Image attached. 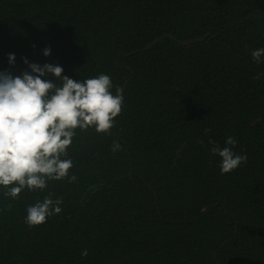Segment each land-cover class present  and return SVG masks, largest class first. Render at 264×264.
Instances as JSON below:
<instances>
[{
	"label": "trees",
	"instance_id": "obj_1",
	"mask_svg": "<svg viewBox=\"0 0 264 264\" xmlns=\"http://www.w3.org/2000/svg\"><path fill=\"white\" fill-rule=\"evenodd\" d=\"M262 47L264 0H0V72L103 73L124 101L109 134L76 130L75 182L0 187V264H264ZM228 136L247 162L221 174ZM49 193L62 211L29 227Z\"/></svg>",
	"mask_w": 264,
	"mask_h": 264
},
{
	"label": "clouds",
	"instance_id": "obj_2",
	"mask_svg": "<svg viewBox=\"0 0 264 264\" xmlns=\"http://www.w3.org/2000/svg\"><path fill=\"white\" fill-rule=\"evenodd\" d=\"M49 48L43 49L48 56ZM251 58L262 62L264 47L251 51ZM14 54H8L10 64ZM23 62L29 71L13 76L0 72V187L6 189L4 197L15 200L27 188L29 191L44 190L50 180L75 182L76 176H69L73 167L67 150L71 147L76 130L94 128L97 133L109 134L115 118L121 113L123 95L107 74L83 80H74L62 75L58 64L45 63L42 66ZM51 76L54 79L43 77ZM259 79L260 74L253 77ZM203 144V141H199ZM237 141L232 136L225 140L223 148L213 140L211 154L221 160V174L229 173L247 162V155L236 154L233 147ZM232 146V147H230ZM121 144L113 141L111 151L121 150ZM52 193L42 201L26 207L24 222L29 227L46 222L47 218L62 211V199L52 198ZM11 208V205H8ZM88 250H81L87 256Z\"/></svg>",
	"mask_w": 264,
	"mask_h": 264
}]
</instances>
